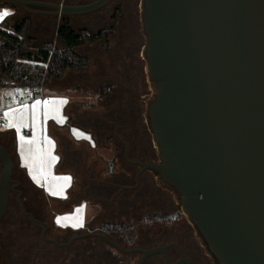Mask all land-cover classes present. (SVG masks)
Returning <instances> with one entry per match:
<instances>
[{
  "label": "water",
  "instance_id": "95a60500",
  "mask_svg": "<svg viewBox=\"0 0 264 264\" xmlns=\"http://www.w3.org/2000/svg\"><path fill=\"white\" fill-rule=\"evenodd\" d=\"M3 1L63 19L99 11L113 0ZM140 9L151 91L147 119L159 157L145 169L177 192L182 214L217 264H264V0H142ZM0 165L1 222L10 186H20L13 179L14 159L1 143ZM17 191L23 214L34 220ZM43 225L45 242L67 246L46 238L49 226ZM95 236L122 250L94 233L70 244Z\"/></svg>",
  "mask_w": 264,
  "mask_h": 264
},
{
  "label": "flooded vegetation",
  "instance_id": "af4514ba",
  "mask_svg": "<svg viewBox=\"0 0 264 264\" xmlns=\"http://www.w3.org/2000/svg\"><path fill=\"white\" fill-rule=\"evenodd\" d=\"M133 73V76H116L114 80L110 76L103 79L106 83L101 88L108 90V95L102 102L105 112H99L95 116L93 125L98 133L101 132L104 136L108 133L106 140L111 139L113 150L118 154L122 167L106 181H96L95 172L91 169L86 171L92 173L90 177L86 174L80 176L83 192L79 194V199L102 211L88 221L87 230L65 229V232L70 233L67 239L61 240L57 235L49 238L67 245L59 247L64 253L61 257H52L50 264H140L142 261V264H217L196 227L182 214L177 192L165 187L154 172L145 169V165L158 163L159 157L147 119L145 98L150 92L144 78L140 79L142 75ZM77 163L81 164L80 161ZM18 182L20 186L17 190L21 191L22 183ZM13 186L14 184L10 186V199L12 194H19ZM92 187L99 189L96 195L89 197V193L94 194ZM49 202H43L40 208L42 212L38 215L26 210L33 215L35 221L25 216L31 223L41 226L43 232V223L48 224L46 235L51 228L48 220L53 217ZM116 218L120 220L116 222ZM141 220L144 222H140ZM2 221L0 264H12L3 252L4 247L6 248V245L3 246V233L10 231H7V225H2ZM121 223L136 224L132 241L126 240L127 237L123 234H114L104 227L106 224ZM86 233L104 235L123 251L98 236L77 239L70 244L73 238ZM154 250L158 252L148 256L144 253ZM39 257V252L35 250L31 255L20 256L13 261L14 264H45L42 261L44 257Z\"/></svg>",
  "mask_w": 264,
  "mask_h": 264
},
{
  "label": "crops",
  "instance_id": "0c3cea01",
  "mask_svg": "<svg viewBox=\"0 0 264 264\" xmlns=\"http://www.w3.org/2000/svg\"><path fill=\"white\" fill-rule=\"evenodd\" d=\"M38 1L74 5L91 3L94 0L89 2H84V0ZM129 1L136 2V0ZM0 10H6L7 12L11 13L0 20V24L5 20L9 21L10 24H15L19 21H22L28 16V14H30H25L26 11L21 9L18 10L16 8L4 5H0ZM102 13L103 12L100 14ZM33 16L35 18L30 17L29 21L31 34L36 39H46L47 37L45 34H48L50 29L53 30V27L59 18L54 17L53 19H48L46 16ZM86 16L88 17L89 15ZM101 16L90 17L88 22L90 23L91 21H97L101 18ZM81 17L82 16H75L73 19L79 20L78 18ZM59 20L61 22V19ZM74 20H71L72 26L73 23H75ZM34 31H37L40 37L35 36L33 34ZM96 44L97 47L100 48L98 43H95L94 46H96ZM99 50L103 52L101 48ZM83 53L84 54H78L90 58L91 54L89 52ZM92 69L93 67H91L88 72L82 74H74L71 71H67L62 80L50 79L43 87L45 97L47 95L45 93L47 86L52 87L54 90L61 91L62 89L64 90L74 85L72 88L74 94H72L71 97L67 96L65 93H61L63 92L61 91L60 93H57L59 94V97L55 98L54 92H50L49 97L47 96V98H44V100L35 98L31 101H28L25 98V89L15 87H0V115H2V119L0 120V137H2L4 133H15V149L17 162L19 163L20 167L26 171L30 180L38 188L44 191V194H48L50 198L54 199V201H63V204L59 205L63 206L64 208H62V211H58L57 209L55 210L52 208V204L55 202L47 197L50 201V208L52 209L54 215L53 225L57 228L72 230L82 229L84 226L83 224L88 223V221L91 219L90 218L87 221L88 217L86 216L85 211L89 207V204L86 203L85 200L79 199L81 195L78 197L77 194L75 199L70 197L72 195L71 192L74 191V185L78 183L76 178L78 175H84L78 174V171L75 170L81 167V164H78L77 161H81L82 158L75 154L76 151L90 156L96 154L93 157L99 160L100 167L103 169V171L108 169L111 165L110 161H113L114 164H112L114 166L113 168H109L108 178L112 177L114 172H119L122 167L119 156L116 154V151L113 150L112 144L109 143V145L107 143L108 140H106L104 143H101V137L97 136L98 131L95 126H93L96 121L95 116H97L103 109L102 102L105 101L106 96L103 97L100 93V88L103 85H94L95 83L86 81V76L92 71ZM100 79L103 80L102 77ZM96 86L99 87L98 92L95 90ZM89 90L99 94L100 100L88 105L82 100H78V97L81 96L83 91ZM19 96L23 98L22 102L17 100V97ZM46 101L48 102L47 105H45ZM37 102H39L37 109L38 120L35 126H33L32 106L36 105ZM25 108L27 109V126L21 127L19 133H17L15 128L7 127L8 121L7 118L4 117L3 113L8 112L10 109H19L21 112H23ZM21 137L23 138V141H31V143L22 142ZM65 140H68V142ZM63 143H73V146H76L78 149H72L71 151H68V153H64L61 151V144ZM72 152L73 154L71 155ZM50 156L55 157V159H50ZM33 175H36V180L33 179ZM64 201H67V203ZM58 219L59 223H57Z\"/></svg>",
  "mask_w": 264,
  "mask_h": 264
},
{
  "label": "rangeland",
  "instance_id": "374dc122",
  "mask_svg": "<svg viewBox=\"0 0 264 264\" xmlns=\"http://www.w3.org/2000/svg\"><path fill=\"white\" fill-rule=\"evenodd\" d=\"M89 1L91 0H84V2H89ZM141 1L142 0H136V2L129 1V0H113L110 4H108L103 9L91 13L93 15L87 14L89 15L88 17L86 15H80L82 17L78 18L79 20H74L73 19L74 17H70V19L74 20L75 22L73 23V27L75 30L88 29L92 31H97L99 29L107 28L111 25L110 18L113 14V11L116 8H120L123 11V16L121 17L120 21L117 23L115 27V32L113 36L110 38V50L108 52H101L99 50L100 48L97 47V44L96 46H94L95 44H91L89 46H82L77 49L78 53L84 54L83 52H86V53L89 52L91 54V56L90 55L89 56L92 60L93 69L86 76L87 78L85 77L86 81L93 82L95 83L94 85L96 84L104 85V83L106 82H104L105 80L100 79L101 77L104 79L107 76H110L112 78L114 77L113 78L114 80L116 76L118 77L122 75L133 76L134 75L133 72H135L139 76L140 74L143 76V77L140 76V79L144 78V81H146L148 90L151 93L148 82H147V78H146V69H145L146 62L142 56V49L146 45V40L142 34V27H141V21H140L141 9L139 5L141 4ZM101 12L103 13L100 14ZM25 14H28V13L25 12ZM33 15L28 14V16H30L31 18H35ZM94 16H101V18L97 20L98 22L91 21L89 23L88 19ZM59 25H60V20L57 19L56 24L53 27V30L50 29L48 34H45L47 38L37 39V46H41L47 41H52L58 47L62 46V43H60V41L57 40V31H58ZM33 34L35 36L40 37L37 31H34ZM73 87L74 85L64 90L62 89L61 91L63 92H61V91L54 90L52 87L47 86L45 89V93L47 94L45 98H47V96L49 97L50 92H54L55 98L59 97L58 96L59 94L57 93H60V92L65 93L67 96L71 97V95L74 94L73 89H72ZM98 89L99 87L96 86L95 90H97V92H98ZM78 100H82L83 102L89 105L93 102L100 100V96L99 94H96L94 91H91V90L83 91L81 93V96L78 97ZM103 109L102 111H100V113L105 112ZM63 112H64V109H63ZM106 135H108V133ZM106 135L104 136L101 132L97 134L98 137H101L100 139L101 143H104L106 141V137H107ZM152 140H153V136H152ZM65 141L68 142V140H65ZM73 145H74L73 143L72 144L63 143L61 144V151L64 153H68V151H71L72 149L77 150L78 148ZM81 150H85V149H81ZM75 154L82 157L80 161L81 167L75 169L76 171H78V174H86V175H89L90 177L92 173H88L86 171L88 169H91L92 172H95L94 176L96 177L95 178L96 181H106V179H108L109 177L108 170L109 168H113L114 166L113 161H110V164H111L110 167L103 171V169L100 167L99 160L93 157L96 154L90 156V155H86L84 153H80L77 151L75 152ZM0 173H1V166H0ZM81 177L78 175L77 177L78 183L74 185L73 192L76 194H81L83 192ZM99 188H101V186ZM98 189L97 187H92V192L94 194L89 193V197L96 195V192L98 191ZM47 197L50 200L52 199L49 197L48 194L47 195L45 194V197H43L44 198L43 202L45 201L47 203L49 202ZM89 200H92V199H89ZM59 206L60 205L57 203L52 204L53 209L62 211V208L64 207L63 206L59 207ZM48 209L50 210V208ZM21 210L22 209H21V205L19 202V194H16V193L12 194L10 203H9V208L7 211V215L4 219L6 220V224L10 232L3 233L4 240L2 239L4 241L3 246L6 245V248L4 247L3 252L6 255V257H8V261H11V263L14 264L13 260H16V258H20V256L25 257L27 255H31V252L33 253L35 250L39 252V256L42 255L41 257H39V259L44 257V260L42 261L45 262V264H50L52 257L53 258L61 257L62 254L64 253L62 248L54 247L51 243H46V242H43L44 245L41 244L40 242L35 244L34 241L36 239L39 241V237L40 238L42 237L43 228L41 226L40 227L32 226L28 221L24 222L20 216ZM101 211L102 210H100V208L98 210V208L95 205L91 206L89 204V207L85 211V214L88 217L87 221L90 218L92 219V217H95L96 215L101 213ZM105 214H104V217H105ZM50 217H51V214H50ZM103 220L105 219L103 218ZM115 220L116 222H118L120 219L117 220L116 218ZM52 221H53L52 218L48 220L51 228L49 232L47 233L46 238H50L52 236L57 235V237H59L61 240L67 239L70 236V233L67 231L65 232V229L55 227L52 224ZM83 225L84 226L82 229L87 230L88 229L87 223ZM4 261L5 260H3L2 262L4 263ZM57 264H61V263L59 262Z\"/></svg>",
  "mask_w": 264,
  "mask_h": 264
},
{
  "label": "trees",
  "instance_id": "16d2710c",
  "mask_svg": "<svg viewBox=\"0 0 264 264\" xmlns=\"http://www.w3.org/2000/svg\"><path fill=\"white\" fill-rule=\"evenodd\" d=\"M0 5L16 8L3 0H0ZM16 9L20 10L19 8ZM122 16V10L120 8L115 9L110 18L111 25L97 31L88 29L75 30L71 19L64 17L61 19L57 31V40L62 43L60 47L56 46L52 41H47L41 46H37V39L31 34L30 16L15 24H10L7 20L3 21L0 24V87L25 89L27 87L44 86L50 79L62 80L67 71H71L74 74L88 72L92 67V61L89 57L78 54L77 49L98 43L103 52H108L110 50V38L114 34L115 25ZM100 93L105 97L108 95V90L101 88ZM15 142L16 136L14 132L4 133L0 138V143L14 159L13 179L22 183V198L26 210L38 215L39 212H42L40 208L43 206L42 202L45 194L42 189L38 188L30 180L26 171L17 162ZM107 143L111 144V139ZM71 193L70 197L75 199L77 194ZM51 200L57 204H63L61 200ZM20 216L24 222L28 221L32 226H38L31 223L29 218L22 214V211ZM4 219L2 225H7ZM140 222H144V220ZM135 225L121 223L106 224L104 227L114 234H123L127 237L125 238L126 240L132 241L135 235ZM6 229L9 230L8 227ZM36 240H33L35 244L40 242L44 245L42 238L39 237V241Z\"/></svg>",
  "mask_w": 264,
  "mask_h": 264
},
{
  "label": "snow or ice",
  "instance_id": "6c2138e0",
  "mask_svg": "<svg viewBox=\"0 0 264 264\" xmlns=\"http://www.w3.org/2000/svg\"><path fill=\"white\" fill-rule=\"evenodd\" d=\"M11 13L7 12L6 10H0V20H2L4 17H6L7 15H10ZM38 104L39 102H37L36 105L32 106V122H33V126H35L37 120H38ZM48 102H45V105H47ZM4 117L7 118V127L9 128H15L17 133H19L20 128L21 127H26L27 126V109L25 108V110L23 112H21L19 109L16 110H12L10 109L8 112H4L3 113ZM22 142H26V143H31V141H23V138L21 137ZM50 159L54 160L55 157H51ZM33 179L36 180L37 177L36 175H33ZM67 179V178H65ZM57 223H59V219L57 220Z\"/></svg>",
  "mask_w": 264,
  "mask_h": 264
},
{
  "label": "built area",
  "instance_id": "2783aa9c",
  "mask_svg": "<svg viewBox=\"0 0 264 264\" xmlns=\"http://www.w3.org/2000/svg\"><path fill=\"white\" fill-rule=\"evenodd\" d=\"M43 85L41 86H36V87H27L25 88V93H26V99L28 101H31L35 98H39V99H42L44 100V90H43ZM17 100L19 102H22L23 101V98L21 96L17 97ZM2 119V115H0V120Z\"/></svg>",
  "mask_w": 264,
  "mask_h": 264
}]
</instances>
